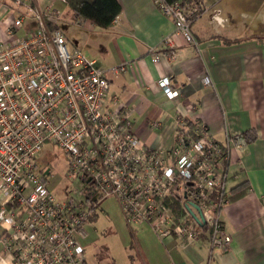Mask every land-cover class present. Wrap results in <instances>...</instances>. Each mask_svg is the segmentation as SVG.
<instances>
[{
  "label": "built area",
  "instance_id": "2783aa9c",
  "mask_svg": "<svg viewBox=\"0 0 264 264\" xmlns=\"http://www.w3.org/2000/svg\"><path fill=\"white\" fill-rule=\"evenodd\" d=\"M55 1L68 5V0H50L40 10L30 0H0L7 13L20 12L0 36L2 251L15 264H90L86 227L109 197L117 200L129 225L148 223L160 237L229 247L232 236L221 216L232 199L227 164L234 150L247 146L244 134L221 141L206 124L178 116L171 148L143 144L129 114L110 106V99L118 105V97L109 93L108 69L68 44ZM154 2L173 19L174 34L197 43L194 5ZM27 18L36 26L20 34ZM163 45L176 47L171 36ZM153 53L158 61L159 48ZM125 68L121 64L113 71ZM158 84L169 98L180 95L168 76ZM47 144L67 156L73 186L62 197L50 189V169L39 167Z\"/></svg>",
  "mask_w": 264,
  "mask_h": 264
},
{
  "label": "crops",
  "instance_id": "0c3cea01",
  "mask_svg": "<svg viewBox=\"0 0 264 264\" xmlns=\"http://www.w3.org/2000/svg\"><path fill=\"white\" fill-rule=\"evenodd\" d=\"M199 1L202 11L192 21L197 43L174 34L173 19L154 0H119L122 10L106 28L89 19L73 20L70 10L79 40L64 35L70 46L88 56L90 51L108 69L109 93L118 97V105L110 99V106L129 114L143 144L171 148L178 116L206 124L221 141L239 132L248 140L227 164L232 199L221 216L232 236L229 247L211 248L205 239L186 243L160 237L148 223L130 225L136 264H264V0ZM30 3L44 10L50 0ZM63 6L69 8L53 3L62 13ZM0 12V36L5 37L11 17L2 5ZM33 21H25L19 33L35 27ZM168 36L176 47L161 48ZM156 48L158 61L153 60ZM121 64L125 70L114 72ZM163 76L180 91L178 97L169 98L159 86ZM87 236L88 231L83 242ZM0 264H15L1 246Z\"/></svg>",
  "mask_w": 264,
  "mask_h": 264
},
{
  "label": "rangeland",
  "instance_id": "374dc122",
  "mask_svg": "<svg viewBox=\"0 0 264 264\" xmlns=\"http://www.w3.org/2000/svg\"><path fill=\"white\" fill-rule=\"evenodd\" d=\"M63 8L59 28L66 36L79 40L77 23L72 21L70 9ZM22 9L25 10L26 7ZM19 13L12 9L8 17L12 18ZM29 20L27 18L26 21ZM88 53L92 56L90 51ZM39 167L50 168L53 175L50 189L58 197L64 196L67 189L73 186V179L68 172L67 156L59 146H45L39 159ZM86 230L88 236L84 242L89 244L86 246V256L90 264H136L137 246L132 234L133 228L127 223L116 199L109 197L101 201Z\"/></svg>",
  "mask_w": 264,
  "mask_h": 264
},
{
  "label": "trees",
  "instance_id": "16d2710c",
  "mask_svg": "<svg viewBox=\"0 0 264 264\" xmlns=\"http://www.w3.org/2000/svg\"><path fill=\"white\" fill-rule=\"evenodd\" d=\"M181 1L185 5L191 4L197 8L193 19L202 11L199 0ZM68 6L72 11L73 20L78 18L89 19L104 28L109 27L122 10L119 0H68ZM174 206H178L177 201H174Z\"/></svg>",
  "mask_w": 264,
  "mask_h": 264
},
{
  "label": "water",
  "instance_id": "95a60500",
  "mask_svg": "<svg viewBox=\"0 0 264 264\" xmlns=\"http://www.w3.org/2000/svg\"><path fill=\"white\" fill-rule=\"evenodd\" d=\"M196 207L198 208V206L196 205ZM199 209V208H198Z\"/></svg>",
  "mask_w": 264,
  "mask_h": 264
}]
</instances>
